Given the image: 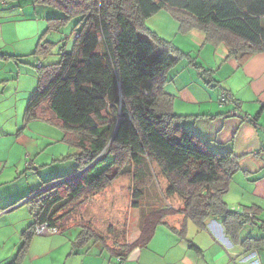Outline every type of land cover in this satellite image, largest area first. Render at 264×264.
<instances>
[{"label":"trees","instance_id":"obj_1","mask_svg":"<svg viewBox=\"0 0 264 264\" xmlns=\"http://www.w3.org/2000/svg\"><path fill=\"white\" fill-rule=\"evenodd\" d=\"M31 2L64 14L62 19H47V31L77 22L70 51L63 46L57 63L37 67L36 88L23 118L25 123L40 120L59 127L64 140L77 149L73 155L76 169L43 182L25 198L23 205L29 207L32 223L21 233L22 244L16 256L6 264L23 262L36 226L49 224L59 230L57 216L69 206L101 193L119 176L132 175L134 182L151 177L152 166L166 181L164 199L177 198L180 206L169 204L143 215L137 239L118 249L109 247L91 227L79 224L74 227L79 232L71 240V250L86 248L87 252L98 244L122 261L132 251L146 248L159 225L185 240V226L175 230L166 221L175 216L190 222L198 232L217 218L226 237L243 253L264 245V234L240 240V232L248 224L264 233L252 209L231 212L223 201L239 170L237 157L231 151L211 150L184 127L183 118L173 111V97L164 91L173 77L171 71L182 61L207 79L210 72L144 25L147 19L165 11L177 23L178 34L199 31L207 44L224 46L227 58L243 65L264 52V0ZM48 47L39 43L33 55H46ZM222 94L226 98L223 104ZM229 99L238 109V103L226 91L221 92L218 103L226 105ZM248 121L255 124V120ZM138 160H144L143 166L133 173ZM142 195V190L132 191L133 209H137ZM22 201L12 203L11 211Z\"/></svg>","mask_w":264,"mask_h":264},{"label":"rangeland","instance_id":"obj_2","mask_svg":"<svg viewBox=\"0 0 264 264\" xmlns=\"http://www.w3.org/2000/svg\"><path fill=\"white\" fill-rule=\"evenodd\" d=\"M63 17L62 12L34 6L31 0L0 1V55L8 57L0 58V264L8 261L6 257L9 255L17 253L22 243L20 235L32 223L29 207L23 205L25 198L43 182L54 181L76 169L73 155L77 149L64 140V132L59 127L40 120L28 123L23 120L27 101L36 88L37 67L57 63L63 46L67 52L71 49L76 20L57 31H47V19ZM144 25L174 46L184 36H179L177 23L165 11L147 19ZM39 43L41 47L49 44L48 53L44 56L33 55ZM190 54L198 57L196 53ZM183 63L185 61L175 68ZM191 68L190 71L196 73V69ZM207 81V85L214 86V79L209 77ZM218 90L217 87L205 88L216 103ZM142 166L138 160L133 164L132 172ZM152 174L140 182H134L132 175L119 176L101 193L69 206L58 214L56 225L58 231L70 230L58 236L34 235L29 242L28 253L40 261L38 259L48 253L47 239L73 240L79 232L74 227L79 224L91 227L109 247L118 249L131 244L139 235V224L151 210L169 204L175 208L180 206L177 198L164 199L167 184L156 166H152ZM134 189L143 192L137 209L131 207ZM20 199L23 201L18 208H12L13 211L5 206L7 202L10 204ZM9 239L10 246L3 254V243ZM30 261L25 264H31Z\"/></svg>","mask_w":264,"mask_h":264},{"label":"crops","instance_id":"obj_3","mask_svg":"<svg viewBox=\"0 0 264 264\" xmlns=\"http://www.w3.org/2000/svg\"><path fill=\"white\" fill-rule=\"evenodd\" d=\"M175 47L210 72L209 77L214 79V86L207 85V78L199 70L196 73L190 71L192 68L186 61L171 71L173 77L164 91L174 99L175 114L181 116L184 127L192 130L211 150L231 151L237 157L239 170L232 177L223 201L231 212L244 213L252 209L256 222L264 227V52L239 65L235 59L227 58L224 46L207 44L205 36L196 30L182 36ZM192 52L198 57L192 56ZM199 56L203 57L199 59ZM206 87H217L219 96L226 91L231 100L238 103V109L230 99L226 105H218L205 91ZM234 111L237 116L232 114ZM248 119L255 120V124ZM140 162L144 163V160ZM14 202H7L5 206L9 208ZM166 221L175 230L184 225L185 240L168 227L159 225L146 248L132 251L121 261L101 245L94 244L87 252L86 248L73 251L71 240L63 242L60 238H53L47 239L46 257L34 260L27 250L23 264L29 259L31 264H264V245L253 252L243 253L226 237L217 218L209 220L206 230L200 232L180 216L169 217ZM68 230L66 228L56 235ZM263 234L256 225L248 224L240 232V240L261 238ZM20 240L22 242L21 235ZM190 243L199 251L192 249ZM9 246L10 239L3 243V254ZM16 254L6 257L8 261L4 264Z\"/></svg>","mask_w":264,"mask_h":264},{"label":"built area","instance_id":"obj_4","mask_svg":"<svg viewBox=\"0 0 264 264\" xmlns=\"http://www.w3.org/2000/svg\"><path fill=\"white\" fill-rule=\"evenodd\" d=\"M226 102V98L224 96V94L221 95L220 97V103L223 104ZM233 115H238L237 112H232ZM58 230L56 228H53L51 226H49V224H43L41 226H36L33 230V234L36 236H41V237H45L49 234H57Z\"/></svg>","mask_w":264,"mask_h":264}]
</instances>
